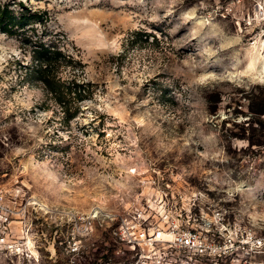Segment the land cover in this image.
<instances>
[{"label": "rangeland", "instance_id": "rangeland-1", "mask_svg": "<svg viewBox=\"0 0 264 264\" xmlns=\"http://www.w3.org/2000/svg\"><path fill=\"white\" fill-rule=\"evenodd\" d=\"M0 11L15 17L0 30V264H153L115 254L99 227L134 210L135 172L153 159L205 193L201 232L232 241L205 264H264V0ZM89 212L73 251L74 216Z\"/></svg>", "mask_w": 264, "mask_h": 264}, {"label": "built area", "instance_id": "built-area-1", "mask_svg": "<svg viewBox=\"0 0 264 264\" xmlns=\"http://www.w3.org/2000/svg\"><path fill=\"white\" fill-rule=\"evenodd\" d=\"M145 162V168L136 171L140 192L137 206L133 204L134 210L104 212L100 216L101 231L120 245L115 254L122 255L129 249L137 261L150 260L153 264H205V261L224 255L232 241L220 242L206 237L201 231L211 223L194 210L198 199L205 198V193L172 171L155 166L156 159ZM216 213L219 215L220 211ZM74 218L77 236H74L73 251H77L80 248L77 242L92 229L96 216L89 212Z\"/></svg>", "mask_w": 264, "mask_h": 264}, {"label": "trees", "instance_id": "trees-1", "mask_svg": "<svg viewBox=\"0 0 264 264\" xmlns=\"http://www.w3.org/2000/svg\"><path fill=\"white\" fill-rule=\"evenodd\" d=\"M0 20H3V22L1 23L2 25L0 26V30L2 32L11 33L12 32L11 26L14 25L15 17L7 15V11L6 13H4V11L3 12L0 11ZM49 51H50L49 49H42V51H40L39 54L43 58L44 56H47L46 54L47 52L49 53ZM54 60L56 59L47 57V59L44 62H48L47 64H49V66L51 65L52 68L53 67L52 65L54 64ZM44 80L48 82L47 77H44Z\"/></svg>", "mask_w": 264, "mask_h": 264}, {"label": "snow or ice", "instance_id": "snow-or-ice-1", "mask_svg": "<svg viewBox=\"0 0 264 264\" xmlns=\"http://www.w3.org/2000/svg\"><path fill=\"white\" fill-rule=\"evenodd\" d=\"M3 58L2 57H0V60H2ZM133 171H135V170H133Z\"/></svg>", "mask_w": 264, "mask_h": 264}, {"label": "bare ground", "instance_id": "bare-ground-1", "mask_svg": "<svg viewBox=\"0 0 264 264\" xmlns=\"http://www.w3.org/2000/svg\"><path fill=\"white\" fill-rule=\"evenodd\" d=\"M137 171V170H136ZM136 173V172H135Z\"/></svg>", "mask_w": 264, "mask_h": 264}]
</instances>
